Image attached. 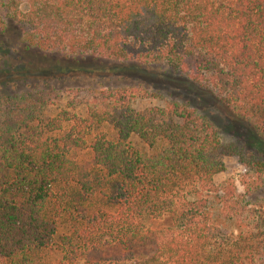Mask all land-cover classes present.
Returning <instances> with one entry per match:
<instances>
[{
	"label": "trees",
	"instance_id": "1",
	"mask_svg": "<svg viewBox=\"0 0 264 264\" xmlns=\"http://www.w3.org/2000/svg\"><path fill=\"white\" fill-rule=\"evenodd\" d=\"M4 2L26 49L164 64L264 140V0ZM35 89L0 93V264H264V204L214 182L225 149L212 121L93 89L46 117L56 95Z\"/></svg>",
	"mask_w": 264,
	"mask_h": 264
},
{
	"label": "rangeland",
	"instance_id": "2",
	"mask_svg": "<svg viewBox=\"0 0 264 264\" xmlns=\"http://www.w3.org/2000/svg\"><path fill=\"white\" fill-rule=\"evenodd\" d=\"M4 3L0 0V43H4L0 45V93L20 95L34 88L38 91L52 90L56 100L44 107L46 117L68 111L67 103L72 93L82 89L140 91L133 103L136 110L163 106L167 101L187 103L217 126L224 143V170L214 177V182L220 185L233 179L237 192L244 194L246 202L264 204V178L256 189L252 181L257 174L264 177V140L211 94L164 64L139 65L26 49L21 30ZM26 65L31 66L25 69ZM75 113L83 115L86 107H78ZM130 143L148 153L151 151L136 136L130 138ZM89 157L90 152L77 153L79 159ZM58 260L59 256L49 255L42 263L58 264Z\"/></svg>",
	"mask_w": 264,
	"mask_h": 264
}]
</instances>
